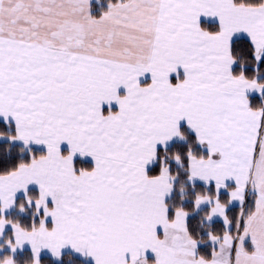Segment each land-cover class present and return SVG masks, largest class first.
Here are the masks:
<instances>
[{
	"label": "snow or ice",
	"instance_id": "6c2138e0",
	"mask_svg": "<svg viewBox=\"0 0 264 264\" xmlns=\"http://www.w3.org/2000/svg\"><path fill=\"white\" fill-rule=\"evenodd\" d=\"M45 252L264 264V0H0V264Z\"/></svg>",
	"mask_w": 264,
	"mask_h": 264
},
{
	"label": "trees",
	"instance_id": "16d2710c",
	"mask_svg": "<svg viewBox=\"0 0 264 264\" xmlns=\"http://www.w3.org/2000/svg\"><path fill=\"white\" fill-rule=\"evenodd\" d=\"M108 2V0H100L101 4H106ZM94 7H98L97 5L94 4ZM49 257L47 255H44V261L45 264H47Z\"/></svg>",
	"mask_w": 264,
	"mask_h": 264
},
{
	"label": "crops",
	"instance_id": "0c3cea01",
	"mask_svg": "<svg viewBox=\"0 0 264 264\" xmlns=\"http://www.w3.org/2000/svg\"><path fill=\"white\" fill-rule=\"evenodd\" d=\"M89 162H90V161H89ZM44 255H48V253H47V252H45V253H44Z\"/></svg>",
	"mask_w": 264,
	"mask_h": 264
}]
</instances>
